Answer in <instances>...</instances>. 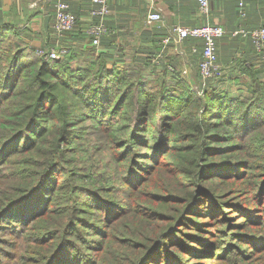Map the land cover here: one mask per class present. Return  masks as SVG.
Returning <instances> with one entry per match:
<instances>
[{"label": "trees", "instance_id": "16d2710c", "mask_svg": "<svg viewBox=\"0 0 264 264\" xmlns=\"http://www.w3.org/2000/svg\"><path fill=\"white\" fill-rule=\"evenodd\" d=\"M61 51L0 24V264H264L258 67L231 97Z\"/></svg>", "mask_w": 264, "mask_h": 264}, {"label": "crops", "instance_id": "0c3cea01", "mask_svg": "<svg viewBox=\"0 0 264 264\" xmlns=\"http://www.w3.org/2000/svg\"><path fill=\"white\" fill-rule=\"evenodd\" d=\"M57 0H0V24L13 26L24 43L35 51L50 52L64 49L65 53L83 54L89 48L102 56L107 68L122 67L130 59L162 54L160 65L148 69L162 74L167 65L179 71L189 67L198 78V63L203 42L187 38L181 44L162 41L171 35L174 25L182 27L220 25L224 35L216 42V61L223 70L221 89L231 97L249 95L248 71L255 65V75L264 81V63L248 36L233 35L238 29L250 32L264 26V0H208L206 13H201L196 0H110L106 15H91L96 5L91 0H62L76 17L70 33L58 36L54 32ZM158 12L162 25L148 26L147 15ZM104 23L108 33L98 47L90 44L84 29ZM156 25V24H155ZM85 60H89L88 58ZM263 65V66H262ZM255 68V67H254ZM234 90V92H231Z\"/></svg>", "mask_w": 264, "mask_h": 264}, {"label": "built area", "instance_id": "2783aa9c", "mask_svg": "<svg viewBox=\"0 0 264 264\" xmlns=\"http://www.w3.org/2000/svg\"><path fill=\"white\" fill-rule=\"evenodd\" d=\"M96 5L95 9L91 10V15H106L108 13V3L110 0H91ZM201 13H206L208 9V0H196ZM55 20L54 32L58 36L72 32L76 26V17L69 9L68 5L62 0H57L54 3ZM146 22L148 26L162 25L161 15L158 12H151L147 15ZM156 24V25H155ZM85 35L90 39V44L93 47H98L100 38L108 33V29L104 23L92 24L84 29ZM224 35V29L220 25L206 24L202 26L182 27L174 25L171 28V35L165 38L164 44L172 42L179 45L187 38L200 39L203 42L201 59L198 63V78L195 79L190 72L189 67L184 65L179 69L180 76L187 81L189 86L195 91L202 93L204 88L211 80L221 78L223 74L222 68L216 61V42ZM233 35H240L243 38L250 37L255 49L260 54V61L264 63V26L256 28L250 32L244 29H238L233 32ZM61 52H65L62 49ZM37 54L43 55L45 58L58 59L60 51L51 50L50 52L37 51ZM162 54L154 55L151 63L155 66L160 65ZM168 72H173L174 68L170 65L166 66ZM264 72V71H263Z\"/></svg>", "mask_w": 264, "mask_h": 264}, {"label": "rangeland", "instance_id": "374dc122", "mask_svg": "<svg viewBox=\"0 0 264 264\" xmlns=\"http://www.w3.org/2000/svg\"><path fill=\"white\" fill-rule=\"evenodd\" d=\"M194 90V89H193ZM195 91V90H194ZM231 92H234V90H231Z\"/></svg>", "mask_w": 264, "mask_h": 264}]
</instances>
